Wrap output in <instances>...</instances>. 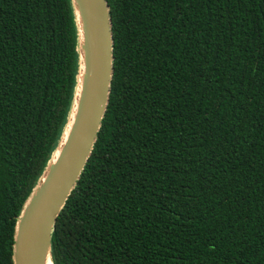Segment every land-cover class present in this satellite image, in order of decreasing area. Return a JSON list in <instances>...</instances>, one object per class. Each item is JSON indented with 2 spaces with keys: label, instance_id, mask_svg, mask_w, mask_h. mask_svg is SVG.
Returning a JSON list of instances; mask_svg holds the SVG:
<instances>
[{
  "label": "trees",
  "instance_id": "trees-1",
  "mask_svg": "<svg viewBox=\"0 0 264 264\" xmlns=\"http://www.w3.org/2000/svg\"><path fill=\"white\" fill-rule=\"evenodd\" d=\"M107 108L52 264H264V0H105ZM78 72L71 0H0V264Z\"/></svg>",
  "mask_w": 264,
  "mask_h": 264
},
{
  "label": "water",
  "instance_id": "water-1",
  "mask_svg": "<svg viewBox=\"0 0 264 264\" xmlns=\"http://www.w3.org/2000/svg\"><path fill=\"white\" fill-rule=\"evenodd\" d=\"M71 2L78 30V72L73 101L60 142L16 223L13 264H43L46 257L52 263L54 224L91 155L108 104L113 56L107 3L105 0ZM74 111L73 126L67 135Z\"/></svg>",
  "mask_w": 264,
  "mask_h": 264
},
{
  "label": "bare ground",
  "instance_id": "bare-ground-1",
  "mask_svg": "<svg viewBox=\"0 0 264 264\" xmlns=\"http://www.w3.org/2000/svg\"><path fill=\"white\" fill-rule=\"evenodd\" d=\"M82 38H83V35H82ZM79 93H80V91H79ZM75 114H76V111H74V113H73V115H72V118H71V120H70V123H69L68 129H67V135H68L70 129L72 128V126H73V122H74ZM59 152H60V150L57 152V154H56V156H55V158H54V162L57 160L58 155H59ZM30 210H31V207H30ZM43 264H52V263H51L50 259H49L48 257H46V259L44 260V263H43Z\"/></svg>",
  "mask_w": 264,
  "mask_h": 264
}]
</instances>
